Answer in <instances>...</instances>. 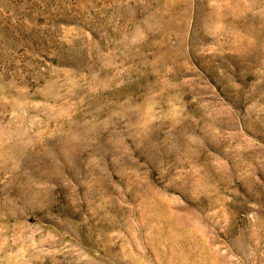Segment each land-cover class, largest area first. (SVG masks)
<instances>
[{
    "label": "rangeland",
    "instance_id": "1",
    "mask_svg": "<svg viewBox=\"0 0 264 264\" xmlns=\"http://www.w3.org/2000/svg\"><path fill=\"white\" fill-rule=\"evenodd\" d=\"M0 264H264V0H0Z\"/></svg>",
    "mask_w": 264,
    "mask_h": 264
}]
</instances>
